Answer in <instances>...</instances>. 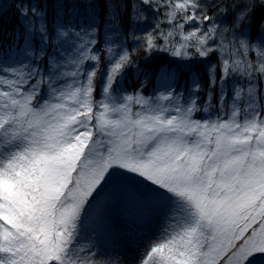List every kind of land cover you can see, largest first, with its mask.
I'll return each instance as SVG.
<instances>
[{
    "label": "snow or ice",
    "instance_id": "snow-or-ice-1",
    "mask_svg": "<svg viewBox=\"0 0 264 264\" xmlns=\"http://www.w3.org/2000/svg\"><path fill=\"white\" fill-rule=\"evenodd\" d=\"M14 6L0 42V264H108L100 226L124 201L168 221L139 264H264V0ZM129 37L146 60L173 58L151 96L120 87L128 69L150 79Z\"/></svg>",
    "mask_w": 264,
    "mask_h": 264
},
{
    "label": "rangeland",
    "instance_id": "rangeland-1",
    "mask_svg": "<svg viewBox=\"0 0 264 264\" xmlns=\"http://www.w3.org/2000/svg\"><path fill=\"white\" fill-rule=\"evenodd\" d=\"M3 1L5 0H0V10L11 7V0H6L8 4H3ZM16 2L17 0L13 2L14 5ZM13 10H17L15 6ZM262 12H264L263 8ZM227 19L230 22L231 16ZM218 56L219 54L213 56V63L217 61ZM168 58L173 61L172 57ZM173 65L175 66V64ZM103 66L107 67L106 64ZM101 70L107 71L102 66ZM132 74L136 75V79L138 78L137 73L127 71V75L122 81L123 83L120 84V87L126 89L128 93L134 94L137 91H141L143 95L151 96L156 90L160 89L159 80H155V84L149 85L144 79L140 78L138 83L139 78L137 82L130 78ZM180 84L183 86L184 80L180 81ZM97 88L94 96L96 100H99L101 98L100 88L99 86ZM98 91L99 93H97ZM212 115L215 118V113ZM202 117L207 118V114L199 112L195 116L197 119ZM167 223L168 221L164 216L162 207L144 208L130 201L115 205L100 226L104 237V243L101 248L104 255L98 256L97 259L107 261L108 264H139L145 250L152 241L160 237Z\"/></svg>",
    "mask_w": 264,
    "mask_h": 264
},
{
    "label": "trees",
    "instance_id": "trees-1",
    "mask_svg": "<svg viewBox=\"0 0 264 264\" xmlns=\"http://www.w3.org/2000/svg\"><path fill=\"white\" fill-rule=\"evenodd\" d=\"M13 2H15V0H11V7H8L7 9L4 8V10H0V42H2L5 46L12 43V36H13L12 29L18 28L19 26L20 17L18 15L17 10H13L14 9ZM5 3H7L6 0L3 1V4ZM260 11L262 12V8L260 9ZM158 19L159 20L164 19L163 12H161L159 17L149 15L146 23L143 21H139V20L135 21L133 28L126 29V31L134 30L137 35H143L145 32L151 30V28L155 26ZM161 27L167 29L168 25L165 22L161 25ZM127 44H128L129 51H132L133 47L137 49V51L132 53L133 58L137 63H139V65L142 68H144L146 72L149 73V77H150V79L145 80L142 76H140L138 80V78L137 79L135 78L136 75L132 74L130 78L134 79L135 82H137L138 80V83L140 82V78H142L149 85L155 84V80H159V79L153 73L158 72L162 65L167 67L169 62H171L172 60L168 58L169 56L163 53H155L153 54V57L150 60H146L143 48L140 47L139 44H134L130 37L127 40ZM103 65H101L102 68L107 70V67ZM128 71L130 73H135L132 69H128ZM122 83L123 82H121V84ZM205 86H207L206 82H205ZM97 93H99V91Z\"/></svg>",
    "mask_w": 264,
    "mask_h": 264
}]
</instances>
